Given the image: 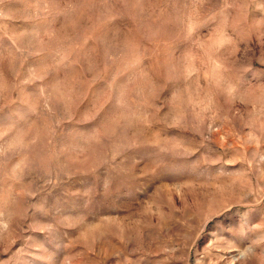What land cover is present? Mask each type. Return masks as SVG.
<instances>
[{"label": "rangeland", "instance_id": "obj_1", "mask_svg": "<svg viewBox=\"0 0 264 264\" xmlns=\"http://www.w3.org/2000/svg\"><path fill=\"white\" fill-rule=\"evenodd\" d=\"M0 264H264V0H0Z\"/></svg>", "mask_w": 264, "mask_h": 264}]
</instances>
